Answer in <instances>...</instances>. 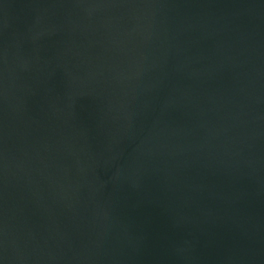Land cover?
I'll use <instances>...</instances> for the list:
<instances>
[{"label":"water","instance_id":"95a60500","mask_svg":"<svg viewBox=\"0 0 264 264\" xmlns=\"http://www.w3.org/2000/svg\"><path fill=\"white\" fill-rule=\"evenodd\" d=\"M0 264H264V0H0Z\"/></svg>","mask_w":264,"mask_h":264}]
</instances>
